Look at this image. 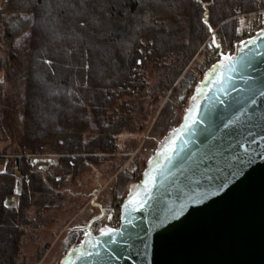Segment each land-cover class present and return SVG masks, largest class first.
<instances>
[{"label":"trees","instance_id":"trees-1","mask_svg":"<svg viewBox=\"0 0 264 264\" xmlns=\"http://www.w3.org/2000/svg\"><path fill=\"white\" fill-rule=\"evenodd\" d=\"M237 6L254 11L264 0L3 1L0 264H29L22 246L37 212L62 197L82 162L115 152L118 135L133 132L146 108V67L170 65L167 77H178L215 27L212 38L234 46ZM168 79L157 87L167 91ZM188 84L177 101L187 103L195 86ZM29 152L58 153L57 173L29 165ZM25 173L17 204L8 205Z\"/></svg>","mask_w":264,"mask_h":264},{"label":"water","instance_id":"water-1","mask_svg":"<svg viewBox=\"0 0 264 264\" xmlns=\"http://www.w3.org/2000/svg\"><path fill=\"white\" fill-rule=\"evenodd\" d=\"M262 33L195 84L181 121L123 196L119 226L97 203L100 214L77 228L59 264H264ZM213 46L223 47L214 36Z\"/></svg>","mask_w":264,"mask_h":264},{"label":"rangeland","instance_id":"rangeland-1","mask_svg":"<svg viewBox=\"0 0 264 264\" xmlns=\"http://www.w3.org/2000/svg\"><path fill=\"white\" fill-rule=\"evenodd\" d=\"M249 21V18L238 19V31L242 32ZM217 30L218 27H215L214 32L217 33ZM212 40L210 33L178 77H167L170 65H166L164 69H155L151 65L146 67V92L148 90L149 93L144 98L145 111L137 115L133 132L125 129L118 135L115 152L100 153L99 159L82 162L77 174H69L63 182L64 185L60 189L62 197L53 206L41 213L37 212L31 232L22 246V256L29 264H59L66 250L67 232L71 228L86 224L96 214L97 209L93 202L102 201L109 204L123 199L130 184L140 178L139 168L145 167L157 142L181 121L182 104L185 102L177 100L186 86V81L192 83L199 66L206 60V43ZM186 75L191 76L190 80L186 79ZM164 79L172 82L167 91L157 87L162 86ZM41 153L45 158L36 164L41 162L46 170L57 173L55 168L59 154ZM3 165L5 160L0 159V169ZM24 178L25 174L24 177L18 178L20 186ZM99 191V195L93 199V193ZM8 201L16 204L15 197L9 198Z\"/></svg>","mask_w":264,"mask_h":264},{"label":"built area","instance_id":"built-area-1","mask_svg":"<svg viewBox=\"0 0 264 264\" xmlns=\"http://www.w3.org/2000/svg\"><path fill=\"white\" fill-rule=\"evenodd\" d=\"M236 10H237V14L235 15V17L238 19L249 18L250 19L249 23L243 27L242 32H239L237 27V30L235 32V40H234L235 43L234 46H232L231 48L230 47L219 48L213 45L209 47L206 60L203 63H201L197 72L194 75L193 78L194 85L199 81H201L205 72L209 70L211 65L214 62H216L222 56L223 53H235L238 43H240L242 40L248 37L253 36L259 30L264 28V7H259L257 10L254 11L241 12L240 6H237ZM210 43L211 42H207L206 45L208 46L210 45ZM186 106H187L186 102L182 104L183 109ZM24 156L26 158L27 163L31 166H34V164L37 161L43 160V158H45V155H43V153L41 152L25 153ZM143 169H144L143 166L140 167L139 172L142 173ZM25 177L28 178L29 174L25 173ZM121 204H122V200L116 202L114 205V209L112 211L110 221L108 222V224L112 227H118L120 224Z\"/></svg>","mask_w":264,"mask_h":264},{"label":"flooded vegetation","instance_id":"flooded-vegetation-1","mask_svg":"<svg viewBox=\"0 0 264 264\" xmlns=\"http://www.w3.org/2000/svg\"><path fill=\"white\" fill-rule=\"evenodd\" d=\"M99 193H100V191L98 193H96V196H98ZM97 203H100L102 205L103 209L107 212V211H109L108 208H110V207L112 208V211H113L114 205H115L116 202H113L112 201V202H110L108 204V203H103L102 201H95V203L93 204L94 207L97 209V212H96L95 215H98L101 212L99 210V208L97 207V205H96ZM104 210H103V212H105ZM98 223H100V224H98ZM105 223H106V215H103L100 220H98V221H96V222L93 223V225L91 226V229L95 231L99 226H101V225H103ZM87 224H88V222L86 224L82 225V226H76L74 228H71V230H69L67 232V234H66V245L67 246L73 245L76 242L77 237L79 236V234H81V231L77 230V228H79V227H85Z\"/></svg>","mask_w":264,"mask_h":264},{"label":"crops","instance_id":"crops-1","mask_svg":"<svg viewBox=\"0 0 264 264\" xmlns=\"http://www.w3.org/2000/svg\"><path fill=\"white\" fill-rule=\"evenodd\" d=\"M3 1H4V0H0V7H1L2 4H3ZM3 144H4V143H3ZM3 144H2V145H3ZM0 159H4V158L0 157ZM4 160H5V164H6L7 160H6V159H4ZM4 166H5V165H3V167H4ZM3 167H2V168H3ZM20 190H21V186H20L19 181H17V183H16V185H15V191H14V194L8 196L7 199H6V202H7L8 205L13 206V205H16V204H17L18 193L20 192ZM97 191H98V190H97ZM13 197H15L16 204H15V203H12V202L10 203V202L8 201L9 198L12 199Z\"/></svg>","mask_w":264,"mask_h":264},{"label":"snow or ice","instance_id":"snow-or-ice-1","mask_svg":"<svg viewBox=\"0 0 264 264\" xmlns=\"http://www.w3.org/2000/svg\"><path fill=\"white\" fill-rule=\"evenodd\" d=\"M262 34H264V33H262Z\"/></svg>","mask_w":264,"mask_h":264}]
</instances>
